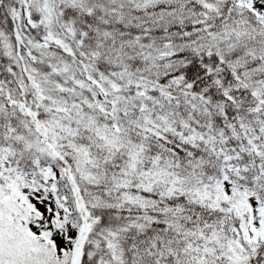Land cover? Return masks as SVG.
<instances>
[{
  "label": "snow or ice",
  "instance_id": "obj_1",
  "mask_svg": "<svg viewBox=\"0 0 264 264\" xmlns=\"http://www.w3.org/2000/svg\"><path fill=\"white\" fill-rule=\"evenodd\" d=\"M0 264H264V0H0Z\"/></svg>",
  "mask_w": 264,
  "mask_h": 264
}]
</instances>
